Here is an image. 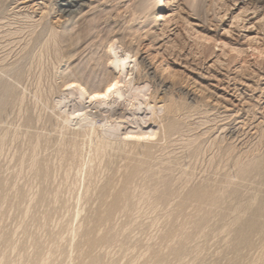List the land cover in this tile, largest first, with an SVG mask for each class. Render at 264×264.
Returning <instances> with one entry per match:
<instances>
[{
  "label": "rangeland",
  "instance_id": "obj_1",
  "mask_svg": "<svg viewBox=\"0 0 264 264\" xmlns=\"http://www.w3.org/2000/svg\"><path fill=\"white\" fill-rule=\"evenodd\" d=\"M167 1V21L154 23L156 14H121L139 0H83L57 28L83 38L60 50L54 41L34 47L39 9L0 6V68H24L23 84L0 72V264H264V0H201L199 11ZM111 40L136 53L135 83L153 79L147 96L166 91L181 107L175 118L158 109L177 129L152 124L156 135L136 148L134 138L123 142L133 123L117 119L120 133L98 130L89 143L74 123L62 129L52 108L65 75L83 70L89 89L112 73ZM94 117L102 121L100 111ZM100 140L112 146L96 153ZM136 151L145 158L127 157Z\"/></svg>",
  "mask_w": 264,
  "mask_h": 264
},
{
  "label": "bare ground",
  "instance_id": "obj_2",
  "mask_svg": "<svg viewBox=\"0 0 264 264\" xmlns=\"http://www.w3.org/2000/svg\"><path fill=\"white\" fill-rule=\"evenodd\" d=\"M4 1H6V0H0V6L1 7H2V4H4ZM15 1H18V0H15ZM19 1H21L22 4L30 3L33 5L32 6L33 9L36 8L34 11H36L38 9L40 11L39 12L40 17H39L36 25L37 26L41 25L42 28H41L38 36H37L38 38L36 39V43H35L34 47H37L38 45L41 44L42 45L41 48H47V47L51 46V41H54L58 45V47H56L55 50H60L59 42L69 40L70 45H68V48H71V46H74L78 40L83 38L82 33H79L76 36H73L72 34L69 35V33H68L67 34L68 36H66V34L59 35V33L57 31V28H59L62 25L63 19L66 20L67 17H73L74 13L76 12L75 7L81 5V2L83 0H57L56 3H54L52 6H50V4L48 2H46L45 0H41V2H39L40 0H19ZM185 2L191 8H193L195 11H199L201 9V0H185ZM167 3H168L167 0H139L137 7H133L132 5H128V4L123 3V5L119 6V9L123 8V11L121 12V14H123V13L128 14L130 17V20H131V18L134 20H138L141 18V16H143V15L145 16L148 13H151L153 16L156 14L154 17H156V16H158V17L153 19V22L157 23L160 21H167V13H164L167 11ZM164 7H165V9H164ZM3 8H1V10ZM240 15L241 14H238L237 17H239ZM141 25H142L141 28L146 29V31H145L146 33L150 32L153 28V26L150 28L148 27L149 23H145V24H141ZM33 31H35V30H32V32ZM134 31H136V29H134ZM57 36L59 37V40H58ZM150 36H151V38H150L151 42H155L157 37L161 36V33H159L158 31L155 30L152 32V34ZM200 37L205 38V40H212L213 39L212 36H209L207 34H201ZM118 42H120V41H118ZM118 42H117V40H111L109 43V46H108L109 47L108 51L106 53L108 63L110 64V68L113 70V71L110 70V71H112V73L109 75L108 74L105 75V78L100 80L99 83L92 84L93 85V86H91L92 88L88 89L86 87H83L82 85H84L85 80L87 81L89 78L88 79L85 78L86 75L83 77L81 75V73H83V70L76 71L77 70V68H76V70H75L76 72L73 70L75 72V74H73L72 73L73 71H72L71 73L73 75H71V74H70V76L65 75L63 80L59 83L58 87L60 88V90L58 92H60V93L57 96L58 98L56 97L57 99H55V100L53 99L54 101H53L52 108L54 110L57 109L59 111V117L62 120L60 122L62 129L69 128L74 123L76 125L75 127L78 126L79 129L83 130L82 131L83 133L81 132V135L84 134L85 137L88 138V142L89 141L92 142L93 140H95L97 138L96 134H97L98 130L102 131V133L105 134L104 136H106L108 138H110V137L113 138L115 135H117L118 132L121 130V126H122V124H121L122 122L116 121L117 119L123 120L125 122L127 121L130 123H133L135 125L134 128L139 129V130L135 131L134 128H132V129L127 128L126 131L124 132L125 137H123L124 138L123 142H124V140L126 141L129 138H134L137 141V143L134 142L135 143L134 145L136 148V147L141 146L140 143H138L141 140H146V139L150 140V137H153V135H156V130H154V126H152V124L163 125L164 126L163 128L165 130V131L164 130L163 131L165 133H166V130H168V129H169V131L177 129L175 124H173V122H171V121H169V123H167V124L164 123L165 116H158V112H157L158 109L163 108L166 111L167 115H171L172 117L175 118L180 113L181 107H180L178 101L174 97H167L166 91L164 93V95H166V97L165 96L160 97V95L158 96L157 95L158 92L151 93L149 96H147L148 93L146 92V88L150 84L145 83V82H147V81L150 82L153 79H151L150 75H146L144 82L141 78H139V81L136 83L133 81V78H132L133 72H132V68H130V64H131V62H133L132 58L134 59V62H135L136 58H134V56L136 55V53L132 54L130 51H127V50H123L122 52H120V50H119L120 44H118ZM216 42L217 41L215 39V43ZM224 44L226 45L227 43H224ZM256 49H257V47H256ZM68 51H70V49H68ZM259 53L263 54L264 53L263 49L260 50ZM66 54H67V52H66ZM72 56L73 55L69 56V58H71ZM140 63H141L142 68H145V69L147 68V66L144 62V59H142L140 61ZM85 70H86V68H85ZM167 70H168V74L172 77H175L179 74L174 69H171V67L169 65H166L165 67H163V71H167ZM87 71H88L87 76L91 77V79H92L93 78V71L91 69H89ZM0 72L7 73V74L11 73L13 76L14 82H18V83L20 82V78L24 76V68H23V66L19 65L17 62L12 64V67L10 69L6 70V69L0 68ZM6 76H8V75H6ZM91 82L93 83L92 80H91ZM21 84H23V83H21ZM12 85H13V83H12ZM195 87H199V86L195 85ZM34 93L36 96V92H34ZM216 97H217V95H216ZM39 98H41V97H39ZM71 99H73V103H72V105H68V102ZM85 99H89V101H87L89 103V105H86L87 102L85 101ZM4 101H5V94L2 92V93H0V106H1V103H3ZM41 101H43V99ZM45 103H46V99H45ZM91 104H92V106H91ZM49 106L47 105L46 107H49ZM43 107H45V106L43 105L42 108ZM89 108H91V109H89ZM92 109L93 110L95 109V111H92ZM144 109H147L148 111L151 112L150 117H148V115H149V113H147L148 111L145 113V116L139 115V114H142L141 111H143ZM44 110H45V108H44ZM97 111L101 112V117H102V121L98 124H96L95 117H94V114L97 113ZM52 112L54 113L55 111H52ZM59 117H58V119H60ZM147 117L150 118L149 120L151 121V124H149V126H147V128L150 129V127H151V130L144 129L145 128L144 124L147 123V119H146ZM72 126H74V125H72ZM157 127H159V126H157ZM157 131H158V129H157ZM76 136H79V135H74V137H76ZM106 141H108V140H102L100 142V144L98 143L97 145H95L94 152L101 153V152L105 151L106 146L108 145V142L110 140L107 143H106ZM96 142H99V141H96ZM146 144H144V145H146ZM111 146H112V144H111ZM147 147H149V146H147ZM92 148H93V146H92ZM89 150H88V152H89ZM64 152L68 155L69 158H71L73 155V153H69L68 147H66L64 149ZM88 155L90 157L92 156L91 153ZM145 156H146L145 151H136V152H133L132 154H129L127 157L130 160H136V159L141 160V159L145 158ZM90 157H88V159L86 157L87 160H84V161L82 159L81 161L83 162V164L81 162L80 167L82 165H87L90 161H92V159H91L92 157L91 158ZM85 167L82 166V169L80 168V170H83ZM89 171H90V169H89ZM82 177H83V175H82ZM79 205H80V203H79ZM79 213L80 212H78L77 216L80 215ZM88 234L90 236H88L87 241L90 242L91 241V234H90V232ZM241 239H243V238H241ZM242 242H243V240H241L239 243H242Z\"/></svg>",
  "mask_w": 264,
  "mask_h": 264
}]
</instances>
